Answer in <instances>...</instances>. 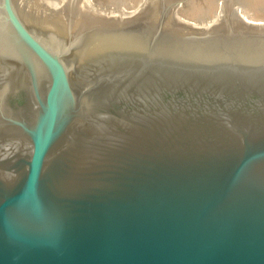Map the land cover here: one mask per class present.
<instances>
[{"label": "water", "instance_id": "1", "mask_svg": "<svg viewBox=\"0 0 264 264\" xmlns=\"http://www.w3.org/2000/svg\"><path fill=\"white\" fill-rule=\"evenodd\" d=\"M0 264H264V27L0 0Z\"/></svg>", "mask_w": 264, "mask_h": 264}, {"label": "rangeland", "instance_id": "2", "mask_svg": "<svg viewBox=\"0 0 264 264\" xmlns=\"http://www.w3.org/2000/svg\"><path fill=\"white\" fill-rule=\"evenodd\" d=\"M14 1H15L14 3L16 7L26 14L37 17L39 19L41 18L43 19V17L49 18L52 16V14H56V15L58 14L61 16L65 14L64 15L65 18L63 19H64V22H66V18H67L66 16H68L67 10L69 8V7H65V3H67L66 0H29L28 4H25V5L22 4L20 0H14ZM100 1L101 0H84L83 6L81 8L83 10L86 9L90 11L89 13L94 15L95 17L101 16L100 18L102 20H106L104 22L110 25L130 22V21L142 18V16L144 15L141 14V12H145L143 10H146L147 12L148 10H150L147 16L159 14L165 17L166 19L176 24H179L181 26H184L186 28L214 29L221 19H224L227 17L234 19L238 22L244 23L246 25L252 26L254 28L264 27V20H263L264 19V8H263L264 0H214L215 6L217 9L216 10L217 13L215 12L213 16L215 17L216 15L215 18L213 17L211 18L210 16L208 17L201 16V17L193 18V19L188 17L187 13L185 14L186 10L195 5L196 6L198 5L200 6V8L202 7L201 9L206 10V6H207L206 3H208L207 0L206 2L205 0H143L140 2V4H137L135 6V9L133 8L129 11L127 10V12L124 11L121 14L117 12L115 14L106 13L105 15L98 14V12H102V11L104 13L106 12L104 5L100 4ZM101 7L104 10L101 9ZM92 8L93 10L95 9L98 12L93 11ZM133 16H136V17L134 18ZM252 17L257 22L260 21L263 24L260 22L257 23L255 20L254 21L248 20L249 18L252 19Z\"/></svg>", "mask_w": 264, "mask_h": 264}, {"label": "bare ground", "instance_id": "3", "mask_svg": "<svg viewBox=\"0 0 264 264\" xmlns=\"http://www.w3.org/2000/svg\"><path fill=\"white\" fill-rule=\"evenodd\" d=\"M24 1V2H23ZM28 1L29 0H20V2L22 4H28ZM143 1V0H101L100 1V4H103L104 5V8L106 9V12L103 13L102 12H98L96 11L95 9L92 10L95 11V12H98V14L100 15H105L106 13H110V14H115V13H119L121 14L122 12L126 11L127 10H131V9H135V6L137 4H140V2ZM15 2V1H14ZM67 3H65V7H69L68 10H67V14L68 16H66V22H64V19L65 18V14L64 15H56V14H52L51 17L49 18H44L42 20L44 21H53V22H61V23H69V24H84V25H99V26H105V25H110V24H107L106 20H102L100 17L101 16H97L95 17L94 15L90 14L88 10H83L81 7L83 6V3H84V0H80V1H70V0H66ZM103 2V3H102ZM206 2V0H205ZM208 3L207 6H206V10H203L200 8V6H193V7H190L186 10L185 14L187 13V16L190 17V18H198V17H201V16H210L211 18L214 16L215 12H216V6H215V3H214V0H207ZM244 3V2H243ZM194 4V3H193ZM191 4V5H193ZM204 4V5H206ZM217 4V3H216ZM244 5V4H243ZM262 6V5H261ZM85 7V6H84ZM103 7V6H102ZM101 7V9H103ZM107 7V8H106ZM123 7V8H122ZM205 7V6H204ZM264 8V7H263ZM67 9V8H66ZM82 9V10H81ZM114 9V10H113ZM121 9V10H120ZM125 9V10H124ZM242 9V8H241ZM74 10V11H73ZM104 10V9H103ZM243 10V9H242ZM145 12H141V14H143L144 16L142 17H145V15L147 16L148 15V12L150 10H148V12L146 10H143ZM235 11V10H234ZM73 12V14H72ZM244 12V11H243ZM65 13V11H64ZM217 13V12H216ZM242 13V12H241ZM71 14V15H69ZM236 14V13H235ZM246 14V13H244ZM108 15V14H107ZM112 16V15H111ZM139 16V15H138ZM69 17V18H68ZM134 18L136 16H133ZM216 17V15H215ZM213 17V18H215ZM200 20V19H199ZM248 20H252L254 21L255 19L252 17L249 18ZM264 20V19H263ZM256 21V20H255ZM257 22V21H256ZM255 22V23H256ZM260 22V21H259ZM257 22V23H259ZM256 23V24H257ZM262 23V22H260ZM263 24V23H262ZM112 25V24H111Z\"/></svg>", "mask_w": 264, "mask_h": 264}]
</instances>
